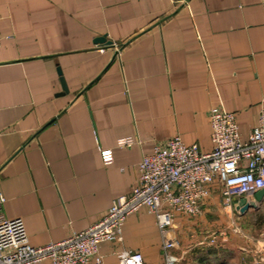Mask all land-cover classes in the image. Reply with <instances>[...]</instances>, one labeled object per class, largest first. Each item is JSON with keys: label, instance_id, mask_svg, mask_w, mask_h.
Returning a JSON list of instances; mask_svg holds the SVG:
<instances>
[{"label": "crops", "instance_id": "0c3cea01", "mask_svg": "<svg viewBox=\"0 0 264 264\" xmlns=\"http://www.w3.org/2000/svg\"><path fill=\"white\" fill-rule=\"evenodd\" d=\"M0 37L2 211L34 246L88 227L129 194L155 143L177 134L209 151L211 107L234 112L242 138L264 107V0H0ZM122 137L133 143L118 146ZM238 200L241 219L264 210V197L243 213ZM221 204L214 189L200 213L175 216L181 264H222L249 246L230 236L236 249H225ZM121 232V243L99 246L106 264L134 250L163 264L145 207Z\"/></svg>", "mask_w": 264, "mask_h": 264}, {"label": "built area", "instance_id": "2783aa9c", "mask_svg": "<svg viewBox=\"0 0 264 264\" xmlns=\"http://www.w3.org/2000/svg\"><path fill=\"white\" fill-rule=\"evenodd\" d=\"M208 115L209 151L199 150L195 143H184L177 134L155 143L152 152L137 164L130 193L116 197L97 221L61 240L31 245L22 220L3 214L5 197L0 191V264H106L100 244L121 243L124 221L141 207L155 217L162 238L163 264H181L171 252L177 244L172 232L176 215L200 213L214 189L222 205L230 207L234 197L248 199L264 188V107L246 138L240 135L234 112L213 106ZM132 143L130 137L117 140L118 146ZM100 155L105 163L112 159L110 149H101ZM118 264H143V256L137 250L121 251ZM241 264H264V240Z\"/></svg>", "mask_w": 264, "mask_h": 264}, {"label": "rangeland", "instance_id": "374dc122", "mask_svg": "<svg viewBox=\"0 0 264 264\" xmlns=\"http://www.w3.org/2000/svg\"><path fill=\"white\" fill-rule=\"evenodd\" d=\"M220 207L222 208V214L225 220L224 225H226L227 230L225 234L228 238V241L225 242V249L229 252L231 249L233 250V248H235L233 241L231 240L234 236L238 237L237 239L239 240H246V238H248V241H245L247 242L245 244L249 245H243V249L235 248L238 251L233 252L231 257L222 264H241L244 260L249 259L253 252L258 250L259 247L257 248V246H260L264 240V210L253 211L248 218L241 219L230 207L223 208L222 204ZM238 228L242 232H239L237 230ZM200 230L201 234H206L205 232L207 229L203 230V228H201ZM201 245L202 244H199V246ZM211 246L215 249L214 244H211ZM195 248H197V246ZM204 248L206 249V246Z\"/></svg>", "mask_w": 264, "mask_h": 264}, {"label": "water", "instance_id": "95a60500", "mask_svg": "<svg viewBox=\"0 0 264 264\" xmlns=\"http://www.w3.org/2000/svg\"><path fill=\"white\" fill-rule=\"evenodd\" d=\"M58 72H59V74H61V70L60 69H58ZM60 80L62 82L63 87L66 89L65 83H64V79H63L62 76H61ZM263 197H264V188H260V189L255 191L254 198H255L256 201L260 202L263 199ZM236 206H237V208H239V211L241 213H243L249 207L256 208L257 204L254 201H249L246 197H240Z\"/></svg>", "mask_w": 264, "mask_h": 264}]
</instances>
